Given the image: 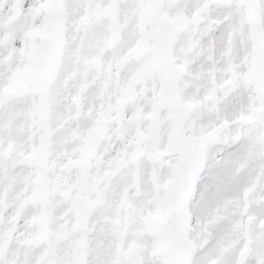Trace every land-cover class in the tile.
I'll use <instances>...</instances> for the list:
<instances>
[{
    "label": "rangeland",
    "instance_id": "374dc122",
    "mask_svg": "<svg viewBox=\"0 0 264 264\" xmlns=\"http://www.w3.org/2000/svg\"><path fill=\"white\" fill-rule=\"evenodd\" d=\"M193 2L200 6L207 5L209 16L214 11L235 3L238 9L249 11L258 23L264 11L260 0H177L166 11L160 8L156 0H85V6L70 8L64 5L79 4L80 0H45L39 7L31 0H0V80L8 81L3 91L6 96L27 97L17 101L11 129L4 130L5 137H12L11 141H0V152H9V159L12 161V175L7 186L0 190V201L11 203L31 197L45 203L52 212V218L60 222L55 230L51 228L53 236L49 242L56 240L57 244L60 241L68 244L64 249V264H82L77 259L79 256L76 257L78 246L74 241L68 243L73 236H77L76 229L81 228L77 224L81 200H75V196L65 197L62 191H58L54 181L57 177H64L68 182L65 183L66 186L79 198L78 195H83L82 193H90L93 178H88L87 169L91 166L83 159V145L75 148L78 156L70 154L69 149L83 139L76 132L73 120L68 125L60 126L53 152L46 153V157L44 150L42 156L38 154L36 140H30L27 121L32 117L30 109L38 96L41 62L46 53L54 52L55 55L56 52L58 56L54 63L57 67L56 81L51 90L59 89L63 96V101L49 117H71L73 108L70 94L76 85L85 87V114L95 109V113L106 111L103 117L113 112L117 116L124 108L119 95L134 85L139 93L146 91L147 96L124 108L126 117L131 118L134 124L138 123L135 117H142L145 127L151 109L163 102L168 84L171 83L165 65L172 61L181 72L175 82L180 89L178 107L183 114L175 119L170 109L163 111V122H170L167 134L163 136V149L169 151L170 145H175L177 141L178 146L196 138L201 144L207 141V137L192 135V129L199 126V120L215 111L224 98L236 91L234 85H226L232 81L229 79L230 75L237 81L243 79L255 84L256 94L249 98V103L240 116L216 127L210 136L223 133L226 138L231 137L233 140L247 139L264 120V32H255L254 51L245 61L247 70L241 72L233 68L231 73H226L214 57L206 56L201 41L196 37L191 42L185 39V33L191 31L188 6ZM138 32L145 36L136 44L142 46L141 53L131 44ZM17 33H22L27 43L24 49L14 51L6 45L11 43ZM114 33L120 34L118 42L112 39ZM129 45L131 47L127 50ZM219 91L220 96H217ZM225 92L226 95H223ZM188 99L191 102H187ZM183 104L191 107V110L185 113ZM262 140L264 131L259 133L255 143L241 146L224 177L229 187V197L218 208L213 209L211 215L202 209L203 197L206 195L204 188L197 186L196 177L193 179L186 215V255L215 244L219 245L221 255L235 252L238 264H243L249 252L253 230H264V218L252 211L264 205ZM122 142L128 143L129 139ZM173 152L181 150L176 147L168 155ZM67 156L71 158L69 161H66ZM25 157L31 159L29 167ZM44 157L45 163H38V159ZM165 158L157 163L161 166L169 163ZM140 160L133 155L127 160L125 169H134V177L131 174L121 177L120 174L114 179L120 178L116 183L107 178L101 184L99 195L92 197L94 211L86 227L97 250L94 254L89 253L88 260L94 259L96 262L115 245L118 251L117 264H124L136 247L133 241L125 248L129 237L143 236L146 232L150 234L152 230L159 228L161 202L167 194L175 192L181 186L184 166L177 167L172 179L161 185V169L154 168L150 179L145 181ZM72 161L74 163L70 164ZM220 161V153H212L206 167L214 168ZM108 170H114V165L110 157L106 156L102 168L99 171L93 169L92 172L101 177ZM137 180L138 185H135ZM43 186L49 191L46 199L41 197ZM144 197L148 199L145 200ZM146 204L155 205L157 211L142 216L140 211ZM129 207L131 210L126 214ZM39 219L37 223L40 226ZM41 232L40 226V236L43 239ZM55 248L56 245H53L52 251L47 252V264H57ZM162 248L171 258L165 234Z\"/></svg>",
    "mask_w": 264,
    "mask_h": 264
},
{
    "label": "snow or ice",
    "instance_id": "6c2138e0",
    "mask_svg": "<svg viewBox=\"0 0 264 264\" xmlns=\"http://www.w3.org/2000/svg\"><path fill=\"white\" fill-rule=\"evenodd\" d=\"M37 7L42 6L45 0H31ZM261 8L264 9V0H260ZM31 6V3H30ZM83 7L85 0H80L79 4H65L64 7ZM226 13H232L236 19H240L243 13V8H239L234 3L229 7L221 9ZM27 41L22 33H17L11 40V43L6 45L14 51L24 49ZM18 54V51H17ZM244 69H241L243 72ZM10 75V74H9ZM7 79L0 80V141L7 139L9 142L12 137H5V128L11 129L13 124V111L17 101L27 99V97L6 96L4 88L7 85ZM255 84L249 83L245 88L243 85L237 88L231 96L224 98L216 107L215 111L208 113L204 118L198 121V127L192 129V135L198 137H207L205 143L195 151L177 152L174 159L168 160L167 165L161 166L159 163L145 157L140 160V165L143 169V178L145 181L150 179V175L154 168H160L161 174L159 182L161 185L172 179L176 168L187 165L196 177L198 187H203L206 195L203 197L202 209L211 215L212 210L218 208L229 197V187L225 181V173L230 163L237 157L242 145L255 143L257 136L261 131H264V120L257 126L256 132L247 139L233 140L231 137H225L223 133L210 136L216 127L223 125L226 121H233L241 112L244 111L249 103V98L255 96ZM31 110V109H30ZM187 127V125H185ZM126 139H130L126 135ZM264 143V140L261 141ZM163 147V144L160 145ZM212 153H220L221 161L214 168H207L208 157ZM12 161L3 156L0 152V190L7 186V182L12 175ZM131 167V165H130ZM124 173H121V177ZM120 178L114 180L118 182ZM163 195V192H161ZM143 199L147 200L148 197ZM157 211L153 204H146L141 208L140 214L147 216L154 214ZM258 217L264 218V205L252 210ZM59 221L53 219L51 228L55 230ZM166 225H160L159 228L150 232H146L143 236L129 237L125 244V248L129 247L133 241L136 247L131 251L129 260L124 261V264H174V261L163 251L162 241L166 232ZM47 252L44 247L36 248L30 252H25L21 249L19 259L13 249H10L7 255L0 256V264H12L15 260L16 264H47ZM55 256L57 264H64V248L57 246L55 248ZM118 251L115 245L102 258L97 259L95 264H117ZM182 264H238L237 255L235 252H229L221 255L219 245L209 244L208 246L198 249L187 254ZM243 264H264V230H253L249 241V252L243 260Z\"/></svg>",
    "mask_w": 264,
    "mask_h": 264
},
{
    "label": "clouds",
    "instance_id": "9594fccd",
    "mask_svg": "<svg viewBox=\"0 0 264 264\" xmlns=\"http://www.w3.org/2000/svg\"><path fill=\"white\" fill-rule=\"evenodd\" d=\"M191 14V31L185 33V39L188 42L196 37L202 42L203 49L208 58H215L217 63L225 70L226 73H231L233 68L247 70L246 59L253 53L256 40L255 32L257 29L264 32V11L261 13L259 24L250 14L244 10L240 19H236L232 13H226L222 10L214 11L211 16L208 15L207 5L200 6L193 2L188 6ZM188 27V25H186ZM234 87L239 88L243 85L248 87L249 83L243 79L237 81L233 76H229ZM256 93V87L254 88ZM251 98V97H250ZM33 117L30 126L31 134L44 145L51 148L53 137L59 138L58 130L51 127L47 112L43 108V98L36 96L35 102L31 108ZM170 122H162V128L159 132L160 136H166ZM85 135L89 129V123L83 124ZM130 138L134 137V132L130 127L128 130ZM105 143L103 137H98L92 144V151L98 150ZM57 146H59L57 144ZM136 151V145H132L128 150V157ZM176 153H170L165 159H174ZM127 163L124 153H117L116 157L112 158V164L117 168H124ZM167 164H165L166 166ZM131 174L135 176V171L132 168H127L124 175ZM146 206V205H145ZM11 209V210H9ZM50 209L45 203L33 200L31 197L22 201H0V256L7 255L10 249L14 250L17 259L21 249L25 252H30L36 248L44 247L46 252H51L53 245L68 247L63 241L57 244L56 240L49 242L48 238L41 239L40 226L37 220L40 216L47 215ZM75 242L78 247L88 246L90 254H94L96 246L92 244V240L84 235L73 236L68 243ZM12 264H16L13 260ZM88 264H95V260H89Z\"/></svg>",
    "mask_w": 264,
    "mask_h": 264
},
{
    "label": "flooded vegetation",
    "instance_id": "af4514ba",
    "mask_svg": "<svg viewBox=\"0 0 264 264\" xmlns=\"http://www.w3.org/2000/svg\"><path fill=\"white\" fill-rule=\"evenodd\" d=\"M85 109H86V105H85ZM83 116H86V117H83ZM58 118L60 117H49L51 127L54 130H58L59 128H61L60 126H62V123H63L62 118L61 119H58ZM119 118L120 117H107L106 119H103V117H94V111L91 109L88 114L84 113L82 116L70 117V118L65 117L64 124L68 125L73 120L76 132L78 131L80 133V136H84L85 129L83 128V124L85 122H88L89 129L87 130V135L85 136H92L93 143L98 137H103L105 143L98 150L103 152L105 156V155H109V153L117 152V150L119 149V144H118V139H117L118 137L120 139H125L126 135L129 136L128 131L123 138H121L118 135L117 130H116V125H117V121ZM135 118L137 119L136 121H138L137 124L132 123L131 118L128 119L127 117L128 130L131 127L133 132L139 131V129L141 128L142 122H143L142 117H135ZM32 119L33 117L28 118V121H27L28 129H30V126L32 124ZM132 119L134 120V117H132ZM112 138L114 140H112ZM177 144H178V141L175 143L176 147H177ZM175 145H170V148L172 150L175 149L176 148ZM125 146L128 147L127 144ZM126 154L127 152L125 151V155Z\"/></svg>",
    "mask_w": 264,
    "mask_h": 264
},
{
    "label": "water",
    "instance_id": "95a60500",
    "mask_svg": "<svg viewBox=\"0 0 264 264\" xmlns=\"http://www.w3.org/2000/svg\"><path fill=\"white\" fill-rule=\"evenodd\" d=\"M162 5L166 8L171 4V0H160ZM163 109L162 106L158 107L154 111L152 117V125H150V134L143 138H154L156 142H159L160 132V113ZM158 146V144H156ZM193 151V147L187 149ZM160 154L165 155V152L158 151ZM193 172L188 168L187 181L193 176ZM186 210L185 199L181 197H168L162 211L161 224L166 225V231L171 237V243L173 245L174 260L177 263L182 261L184 256V236L186 231V225L184 220V214Z\"/></svg>",
    "mask_w": 264,
    "mask_h": 264
}]
</instances>
